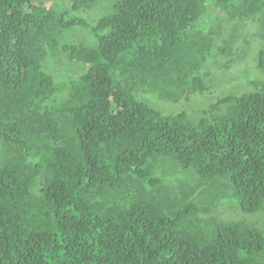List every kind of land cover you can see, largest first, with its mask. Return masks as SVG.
<instances>
[{
    "label": "trees",
    "instance_id": "obj_1",
    "mask_svg": "<svg viewBox=\"0 0 264 264\" xmlns=\"http://www.w3.org/2000/svg\"><path fill=\"white\" fill-rule=\"evenodd\" d=\"M101 1L0 0V264H264V0Z\"/></svg>",
    "mask_w": 264,
    "mask_h": 264
},
{
    "label": "rangeland",
    "instance_id": "obj_2",
    "mask_svg": "<svg viewBox=\"0 0 264 264\" xmlns=\"http://www.w3.org/2000/svg\"><path fill=\"white\" fill-rule=\"evenodd\" d=\"M112 5H113V0L101 1L94 7V9L92 11H90V15H93L94 17H96V16H104V15L108 14L111 11ZM74 33H76L78 41L81 40V37H82V39L87 41V44H91L92 43V42H90L91 40L89 38L88 31L81 30V31L74 32ZM254 53H255V50H254ZM254 53H251V55L248 58H246V60H245V62L243 64V65L246 66V69H250L252 71H254V69H255L254 64H255V60H256V54H254ZM59 65H61V64H59ZM65 67H66L65 65L62 66V68H65ZM59 69H60V67L58 65H56L55 68L50 65V70H51V72L54 75H60ZM219 69L220 68H218V70H216V75H217V77L219 79L221 78V81L224 82V78L228 79L230 77L229 73L228 72H224L223 70L220 71ZM206 95H216V94L212 90H209V91L206 92ZM217 212L219 213V216L221 218H227L228 216H235V213H232L230 210H228V208H222L221 209V207H220L217 210ZM250 218L253 221H257V219H260L259 216L258 217H250Z\"/></svg>",
    "mask_w": 264,
    "mask_h": 264
}]
</instances>
